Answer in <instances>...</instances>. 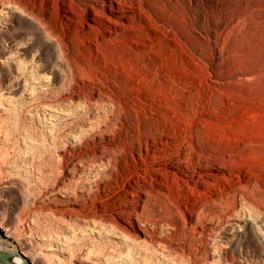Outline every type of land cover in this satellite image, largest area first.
<instances>
[{
	"label": "rangeland",
	"instance_id": "1",
	"mask_svg": "<svg viewBox=\"0 0 264 264\" xmlns=\"http://www.w3.org/2000/svg\"><path fill=\"white\" fill-rule=\"evenodd\" d=\"M0 249L264 264V0H0Z\"/></svg>",
	"mask_w": 264,
	"mask_h": 264
},
{
	"label": "water",
	"instance_id": "2",
	"mask_svg": "<svg viewBox=\"0 0 264 264\" xmlns=\"http://www.w3.org/2000/svg\"><path fill=\"white\" fill-rule=\"evenodd\" d=\"M18 257L21 260V263L15 261V258ZM21 252L18 251H6L0 249V263L1 264H32L29 260L25 259Z\"/></svg>",
	"mask_w": 264,
	"mask_h": 264
},
{
	"label": "bare ground",
	"instance_id": "3",
	"mask_svg": "<svg viewBox=\"0 0 264 264\" xmlns=\"http://www.w3.org/2000/svg\"><path fill=\"white\" fill-rule=\"evenodd\" d=\"M140 142L137 140V143ZM153 145V148L157 149L158 151H164L165 148H166V141L165 140H159L157 143H152ZM9 251H12V250H9ZM21 254L26 257L25 259L29 260V258L23 253L21 252ZM15 261L18 262V263H21V260L20 258L16 257L15 258ZM30 261V260H29ZM31 262V261H30ZM32 263V262H31ZM33 264V263H32Z\"/></svg>",
	"mask_w": 264,
	"mask_h": 264
}]
</instances>
